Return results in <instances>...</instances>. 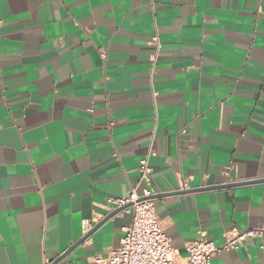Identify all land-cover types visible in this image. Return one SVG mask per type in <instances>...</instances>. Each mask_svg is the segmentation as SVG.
<instances>
[{"label": "crops", "instance_id": "0c3cea01", "mask_svg": "<svg viewBox=\"0 0 264 264\" xmlns=\"http://www.w3.org/2000/svg\"><path fill=\"white\" fill-rule=\"evenodd\" d=\"M144 158L177 255L264 227V0H0V264L117 250Z\"/></svg>", "mask_w": 264, "mask_h": 264}, {"label": "built area", "instance_id": "2783aa9c", "mask_svg": "<svg viewBox=\"0 0 264 264\" xmlns=\"http://www.w3.org/2000/svg\"><path fill=\"white\" fill-rule=\"evenodd\" d=\"M152 41L158 47L159 35L156 30ZM138 166L140 180L144 184L140 195L133 192L126 199L109 200L117 208L130 205L125 209L130 215V224L122 229L120 247L106 256H96L93 264H210L215 255L238 249L248 238L264 242V227H260L235 232L221 246H216L201 236L185 245L184 256L177 255L155 212V192L149 179L147 158L141 159ZM187 190L188 183L180 179L177 191Z\"/></svg>", "mask_w": 264, "mask_h": 264}, {"label": "water", "instance_id": "95a60500", "mask_svg": "<svg viewBox=\"0 0 264 264\" xmlns=\"http://www.w3.org/2000/svg\"><path fill=\"white\" fill-rule=\"evenodd\" d=\"M156 198V197H154ZM130 205H126L124 207H120V208H117L116 210L112 211L111 213H109L104 219L103 221L100 223L103 224L104 222L108 221L109 219H111L114 215L118 214L119 212L129 208ZM97 227L94 228V230L96 229ZM93 230V231H94ZM85 236L82 237L73 247H71L70 249H68L64 254H62L60 257H58L54 262H52L51 264H57L59 261H61L71 250L72 248H74L75 246L81 244L84 240H85Z\"/></svg>", "mask_w": 264, "mask_h": 264}]
</instances>
